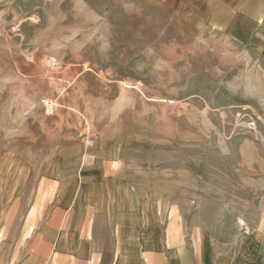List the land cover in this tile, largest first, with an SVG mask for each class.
I'll return each mask as SVG.
<instances>
[{
    "label": "rangeland",
    "instance_id": "1",
    "mask_svg": "<svg viewBox=\"0 0 264 264\" xmlns=\"http://www.w3.org/2000/svg\"><path fill=\"white\" fill-rule=\"evenodd\" d=\"M0 142L34 166L25 212L49 159L105 154L166 201L169 240L264 248V60L159 0H0Z\"/></svg>",
    "mask_w": 264,
    "mask_h": 264
},
{
    "label": "crops",
    "instance_id": "2",
    "mask_svg": "<svg viewBox=\"0 0 264 264\" xmlns=\"http://www.w3.org/2000/svg\"><path fill=\"white\" fill-rule=\"evenodd\" d=\"M159 1L264 60V0ZM71 158L48 160L36 185L47 199L25 212L34 166L0 142V264H264L252 238L196 230L169 240L167 203L135 171L105 154L91 164Z\"/></svg>",
    "mask_w": 264,
    "mask_h": 264
},
{
    "label": "built area",
    "instance_id": "3",
    "mask_svg": "<svg viewBox=\"0 0 264 264\" xmlns=\"http://www.w3.org/2000/svg\"><path fill=\"white\" fill-rule=\"evenodd\" d=\"M93 146V141H87L86 142V148H90Z\"/></svg>",
    "mask_w": 264,
    "mask_h": 264
},
{
    "label": "bare ground",
    "instance_id": "4",
    "mask_svg": "<svg viewBox=\"0 0 264 264\" xmlns=\"http://www.w3.org/2000/svg\"><path fill=\"white\" fill-rule=\"evenodd\" d=\"M47 108H48V111L51 112V111L53 110V105H50V106H48Z\"/></svg>",
    "mask_w": 264,
    "mask_h": 264
}]
</instances>
